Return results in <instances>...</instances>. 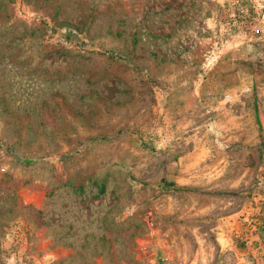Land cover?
<instances>
[{"label":"rangeland","instance_id":"374dc122","mask_svg":"<svg viewBox=\"0 0 264 264\" xmlns=\"http://www.w3.org/2000/svg\"><path fill=\"white\" fill-rule=\"evenodd\" d=\"M0 264H264V0H0Z\"/></svg>","mask_w":264,"mask_h":264}]
</instances>
